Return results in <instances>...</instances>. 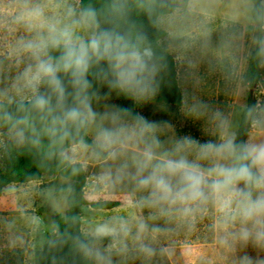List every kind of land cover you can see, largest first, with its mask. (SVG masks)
I'll use <instances>...</instances> for the list:
<instances>
[{"label":"clouds","instance_id":"obj_1","mask_svg":"<svg viewBox=\"0 0 264 264\" xmlns=\"http://www.w3.org/2000/svg\"><path fill=\"white\" fill-rule=\"evenodd\" d=\"M134 3L151 15L156 0ZM17 4L14 21L28 35L13 45L17 71L0 88V127H7L9 139L68 165L81 154L106 165V175L131 182L143 194L138 203L161 216L188 217L211 208L225 243L233 251L255 252L245 251L237 264H264V142L238 141L221 116L216 139L185 135L166 146L161 124L133 108L97 110L113 93L139 103L159 88L156 53L143 34L121 23L128 0H113L108 27H101L92 5H57L61 11L52 13L50 0ZM116 231L102 224L96 235Z\"/></svg>","mask_w":264,"mask_h":264},{"label":"rangeland","instance_id":"obj_2","mask_svg":"<svg viewBox=\"0 0 264 264\" xmlns=\"http://www.w3.org/2000/svg\"><path fill=\"white\" fill-rule=\"evenodd\" d=\"M80 1L50 0V12L59 13L61 7L57 5L81 9ZM251 9V0H178L177 10L159 19L176 63L183 103L180 107L165 104L157 91L136 103V110L161 124L159 135L166 146L185 135L201 141L216 139V121L221 116L235 134L250 94L259 103L264 99V52L261 82L256 86L245 82L257 45ZM17 12V0H0V88L7 87L17 71L11 55L13 45L28 35L14 21ZM111 105L121 106L116 94L95 106L104 111ZM9 141L7 131L0 127V170ZM247 141L264 142V117L252 127ZM76 163L85 169L84 190L90 202L120 203L110 210L82 209L83 234L97 239L89 246L94 264H237V257L245 251L255 255L251 248L233 251L225 243L214 210L188 217L161 216L138 203L143 194L131 182L106 175V165L83 154ZM67 182L58 174L54 178L44 176L41 181L13 183L5 189L0 197V261H7L10 251L24 248V264H34L35 252L52 240V214L67 210V195L56 194ZM102 224L115 228L116 234L97 237L96 229ZM194 234L203 237L196 239Z\"/></svg>","mask_w":264,"mask_h":264},{"label":"trees","instance_id":"obj_3","mask_svg":"<svg viewBox=\"0 0 264 264\" xmlns=\"http://www.w3.org/2000/svg\"><path fill=\"white\" fill-rule=\"evenodd\" d=\"M251 15L257 25V45L249 59L245 82L256 86L261 82L260 66L263 58L264 41V4L263 0H251ZM113 0H81L80 8L92 5L100 14L101 27H108L110 18L107 16L109 6ZM130 9L126 21H121L123 26L130 28L134 33L143 34L146 43L156 53L160 65L158 77V93L162 102L175 107L183 103V94L177 79V67L174 57L164 41L167 33L159 26L161 17L170 15L177 10L178 0H156L151 15L135 6L134 0H128ZM115 94V93H113ZM121 106L136 110V102L120 98ZM14 109V106H13ZM264 117V99L261 103L250 94L248 105L244 109L241 121L235 136L238 141H247L254 125ZM7 131V127H1ZM86 139L91 142V137ZM61 174L69 182L61 186V191L56 194L67 195V210L64 214L56 212L51 216L54 234L52 240L38 249L34 255V264H94L89 246L97 241L96 238H85L82 231V209L90 206L97 210H110L120 205L117 201L98 200L90 202L85 195L87 176L82 164L68 165L57 158H49L46 151L37 150L30 145H17L13 141L5 146V161L0 170V197L5 189L13 183H30L41 181L44 176L54 178ZM213 211L211 208L205 209ZM196 239H201L203 234H194ZM86 248L82 249L81 245ZM25 249L18 248L10 251L7 261L0 264H24Z\"/></svg>","mask_w":264,"mask_h":264}]
</instances>
